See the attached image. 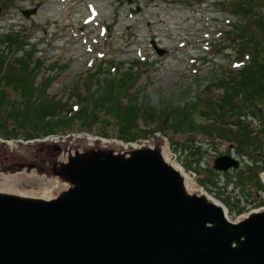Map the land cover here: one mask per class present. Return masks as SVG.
Masks as SVG:
<instances>
[{
  "label": "rangeland",
  "instance_id": "374dc122",
  "mask_svg": "<svg viewBox=\"0 0 264 264\" xmlns=\"http://www.w3.org/2000/svg\"><path fill=\"white\" fill-rule=\"evenodd\" d=\"M226 1L229 0H0V44H4L0 51L7 37L19 33L21 50L16 51L17 45L10 50L8 45L4 57L9 59L13 54V71L21 67L18 59L27 54L31 67L39 64L36 83L50 80L46 95L58 102L63 114L75 110L69 106L72 92L77 89L85 93L84 83L93 73L96 81L91 92L99 81L106 83L112 76L131 71L138 78L130 94L139 96L150 107H174L201 95L206 103L222 94V88L214 82L217 77L229 76L244 65L234 61V44L226 34L229 24L237 21ZM257 4L259 12L264 13V0ZM35 8L36 13L26 15ZM155 43L166 49L163 56L155 50ZM263 107L262 116L246 112L241 120L231 113H216L213 116L217 117H207L208 120L196 115L198 121L221 123L236 131L241 130V124H235L243 121L256 130V144L241 147L216 135L170 132L163 120L155 125L160 130L137 143L167 147L195 173L199 187L224 202L231 220H236L264 207ZM104 121L97 123V130L105 129ZM78 135L79 132L64 136L66 143L86 144V139ZM18 140L12 144L14 141L0 138V167L11 168L12 174L20 172L16 162L25 161L26 156L37 158L43 145L49 144ZM222 155L236 158L240 166L226 171L215 169L214 160Z\"/></svg>",
  "mask_w": 264,
  "mask_h": 264
},
{
  "label": "water",
  "instance_id": "95a60500",
  "mask_svg": "<svg viewBox=\"0 0 264 264\" xmlns=\"http://www.w3.org/2000/svg\"><path fill=\"white\" fill-rule=\"evenodd\" d=\"M128 145L55 141L16 162L69 187L52 199L0 189V264H264V208L230 220L186 187L161 145ZM238 166L215 159L218 170Z\"/></svg>",
  "mask_w": 264,
  "mask_h": 264
},
{
  "label": "trees",
  "instance_id": "16d2710c",
  "mask_svg": "<svg viewBox=\"0 0 264 264\" xmlns=\"http://www.w3.org/2000/svg\"><path fill=\"white\" fill-rule=\"evenodd\" d=\"M261 1H226L231 13L237 17L236 22L229 24L230 29L226 34L234 44V61L244 62V65L235 72L231 71L229 76L217 77L214 82L222 88V94L206 103L202 102L201 95L196 100L160 110L150 107L139 96L130 94L138 78L137 73L130 71L119 77L112 76L106 83L99 81L91 92L96 81L93 73L84 83L88 92L77 89L72 92L73 98L68 103L75 110L63 114L58 102L46 95L50 80L41 81L40 85L36 83L40 65L31 67L27 61L28 54L18 59L21 67L12 70L14 65L10 60L13 54L7 59L3 53L8 45L10 50L14 45H17L16 51L21 50L20 34L7 37V44L0 51V137L33 139L50 134L87 131L106 138L135 142L160 130L155 125L163 120L170 132L216 135L241 147L256 144V130L250 129L243 121L235 124H241L238 127L241 130L236 131L221 123L198 121L196 115L212 119L217 117L213 116L216 113H231L238 115L240 120L246 112L263 115L260 107L264 105V13L259 12L257 4ZM102 114L105 115L103 118ZM101 119H105V129L97 130V123Z\"/></svg>",
  "mask_w": 264,
  "mask_h": 264
},
{
  "label": "bare ground",
  "instance_id": "6f19581e",
  "mask_svg": "<svg viewBox=\"0 0 264 264\" xmlns=\"http://www.w3.org/2000/svg\"><path fill=\"white\" fill-rule=\"evenodd\" d=\"M78 136H83L84 138H86L85 135H78ZM90 136L91 135H89V137ZM89 139L93 141L96 138H88V140ZM16 142L17 141H14L12 142V144H15ZM107 142L123 143L125 145L124 147L126 148L130 147L128 143L119 140H115V141L109 140ZM163 152L166 157V160L170 162V164L174 166L182 174L186 183V187L190 191H197L201 193L207 192L205 189L200 188L199 185L197 184L195 173L192 172L191 170H188L182 163H180L178 159L175 157V155L172 154V152H170V150L167 147L165 146L163 147ZM262 178L264 180V172L262 173ZM68 187L69 185L66 182L63 183L58 179H51L44 175H40L35 170L31 172L28 170H23L15 174L12 173L3 174L1 176V181H0V189L2 190H7L8 192L12 191L15 192L16 194L23 196L42 197L46 199L55 198L58 192H61L67 189ZM210 196L217 203H219L225 208L228 218L231 219L229 207L220 199H217L212 195Z\"/></svg>",
  "mask_w": 264,
  "mask_h": 264
}]
</instances>
